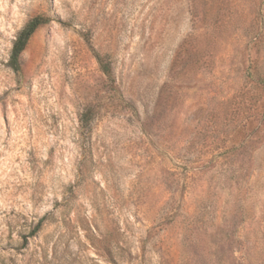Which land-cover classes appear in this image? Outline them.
<instances>
[{
	"label": "rangeland",
	"instance_id": "obj_1",
	"mask_svg": "<svg viewBox=\"0 0 264 264\" xmlns=\"http://www.w3.org/2000/svg\"><path fill=\"white\" fill-rule=\"evenodd\" d=\"M0 264H264V0H0Z\"/></svg>",
	"mask_w": 264,
	"mask_h": 264
},
{
	"label": "trees",
	"instance_id": "obj_2",
	"mask_svg": "<svg viewBox=\"0 0 264 264\" xmlns=\"http://www.w3.org/2000/svg\"><path fill=\"white\" fill-rule=\"evenodd\" d=\"M44 24V20L41 18H35L33 19L19 34L17 40L15 41L12 53L10 56V63L13 68L18 69L19 66V58L21 53L24 51L27 42L31 38V36L34 34V32L42 25ZM105 74H109V71L105 69Z\"/></svg>",
	"mask_w": 264,
	"mask_h": 264
}]
</instances>
